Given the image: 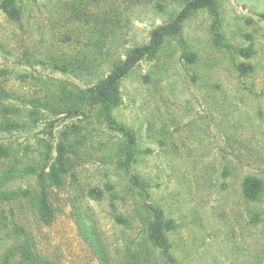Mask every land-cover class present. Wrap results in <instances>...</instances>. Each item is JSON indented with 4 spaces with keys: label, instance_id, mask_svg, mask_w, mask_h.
<instances>
[{
    "label": "rangeland",
    "instance_id": "rangeland-1",
    "mask_svg": "<svg viewBox=\"0 0 264 264\" xmlns=\"http://www.w3.org/2000/svg\"><path fill=\"white\" fill-rule=\"evenodd\" d=\"M3 1L0 124L17 127L0 129L11 150L0 160V264H35L25 244L53 264H264V191L243 193L249 175L264 183V0H215L178 23L188 0H16L17 18ZM161 26L179 31L120 80L113 110L33 106L89 90ZM112 120L135 132L133 159ZM64 130L68 169L46 223L33 170ZM149 204L172 222L171 258L151 237Z\"/></svg>",
    "mask_w": 264,
    "mask_h": 264
},
{
    "label": "trees",
    "instance_id": "trees-1",
    "mask_svg": "<svg viewBox=\"0 0 264 264\" xmlns=\"http://www.w3.org/2000/svg\"><path fill=\"white\" fill-rule=\"evenodd\" d=\"M214 3L215 0H188L185 7L179 12L176 22H182L191 16L196 10L206 6H213ZM2 8L11 18H17L20 15V9L16 5V0H4ZM178 31L179 30L176 26H161L155 28L152 31L149 42L130 48L125 52L124 57L121 56L117 60H114L109 72L105 76L98 78L91 85L89 90H81L79 93H76L75 96H72L69 92H65L59 95L56 99L54 97L47 98V96L45 98L39 97L33 100V106H44L48 110L58 112L62 107L71 110L74 106H83L87 100H90L92 105L97 103L103 105L107 111L113 110L119 105L118 85L120 80L128 75L142 58H155L165 37L176 34ZM245 65L246 64H241L240 67ZM53 66L55 69L74 73L76 75H79L81 72H87L88 74L95 72V70L91 68L92 64H89V66H91L89 67L87 64H80V62H54ZM112 123L125 137L126 147L129 149L130 154L132 155L131 158L133 159V153L136 149L135 132L125 124L118 123L116 120H112ZM12 127H17V122L8 121L0 124V129L2 130H10ZM69 133L70 132L67 130L62 132V138L56 145V155L54 156L50 154L52 144L47 143L45 156V161H47L39 168L33 170L37 187L35 205L40 218L46 223H50L54 218V208L51 203L53 188L61 186L64 174L68 169L66 155L68 145L65 140L69 136ZM10 155V148L4 143H0V160L4 157H9ZM133 179L135 184L140 188L141 194L149 197L150 194L148 189L150 183L147 180L141 179L138 174H134ZM263 191L264 183L261 178L252 175L244 178L243 193L246 198L251 200L258 199L261 197ZM28 192L29 190L23 191L24 194ZM148 207L151 214V217L148 219L149 227L151 229V237L156 245L159 246L169 258H171L169 243L167 240V230L172 227V222L164 217L163 211L159 206L149 204ZM20 249L22 258L25 261L35 264H53L50 261H43L27 244L22 245Z\"/></svg>",
    "mask_w": 264,
    "mask_h": 264
}]
</instances>
